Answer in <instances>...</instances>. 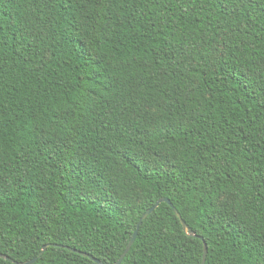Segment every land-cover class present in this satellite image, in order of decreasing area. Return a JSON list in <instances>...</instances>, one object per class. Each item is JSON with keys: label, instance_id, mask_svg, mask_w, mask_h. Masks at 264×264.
<instances>
[{"label": "trees", "instance_id": "1", "mask_svg": "<svg viewBox=\"0 0 264 264\" xmlns=\"http://www.w3.org/2000/svg\"><path fill=\"white\" fill-rule=\"evenodd\" d=\"M163 198L193 235L122 264H264V0H0V264H116Z\"/></svg>", "mask_w": 264, "mask_h": 264}, {"label": "water", "instance_id": "2", "mask_svg": "<svg viewBox=\"0 0 264 264\" xmlns=\"http://www.w3.org/2000/svg\"><path fill=\"white\" fill-rule=\"evenodd\" d=\"M161 203H167L168 205H170V207H172V209L174 210V212H175V214L177 215V217L180 219V221H181V223H182L184 229L186 230L187 234H188V235H193L192 230L189 229V227L187 226V224H186V223L184 222V220L182 219L180 213H179V212L177 211V209L173 206L172 202H171L170 200L166 199V198H163V199H161L160 201H158V203H156V205H154L152 208H150L149 210H147L146 213L142 216V218H141V220H140V222H139V225H138V227H137V229H136V231H135V233H134V235H133V237H132V239H131L129 245L127 246L125 252H124L123 255L120 257V259L117 261L116 264H122L124 258L127 256V254L129 253V251L131 250L132 246L134 245V243H135V241H136V238H137V235H138V233H139V231H140V228H141L143 222H144V221H145V220H146L151 214H153V212L159 207V205H160ZM50 246H58V245H51V244H50V245H46V246L44 247L43 251L40 253V255H39L37 258H35V259L31 260V261H28V262L17 263V264H34L39 258L42 257V255L44 254V252H45ZM59 247H62V246H59ZM66 249H70V248H69V247H66ZM73 251L76 252V253L81 254V255L84 256V257H87V258L91 259L92 261H94V262L97 263V264H103L100 260L94 258L93 256H90V255H88V254H86V253H82V252L77 251V250H73ZM207 253H208V248H207V246L205 245V255H204V259H203V263H202V264H205V263H206ZM7 259L10 260V261H13L12 259H9V258H7Z\"/></svg>", "mask_w": 264, "mask_h": 264}]
</instances>
